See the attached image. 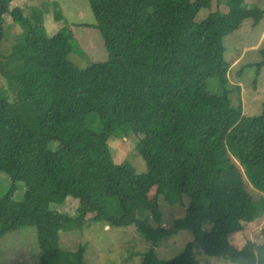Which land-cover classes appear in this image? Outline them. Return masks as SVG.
Segmentation results:
<instances>
[{
	"label": "trees",
	"instance_id": "trees-1",
	"mask_svg": "<svg viewBox=\"0 0 264 264\" xmlns=\"http://www.w3.org/2000/svg\"><path fill=\"white\" fill-rule=\"evenodd\" d=\"M13 1L0 0V48L10 37L6 17L21 29L10 51L0 52V176L8 179L0 182V240L33 228L42 260L48 233L55 240L83 233L93 214L91 221L111 229L134 227L153 246L179 231L191 234L174 258L160 260L152 250L139 264H197L193 250L200 249L241 260L264 248V241L240 249L230 244L251 222L253 200L241 188H219L217 174L200 162L209 151L217 154L223 139L264 189V105L257 116L243 113L224 45L244 21L259 24L264 9L246 0H225L226 11H212V0H87L95 19L90 26L107 57L79 69L70 59L74 32L66 25L48 33L38 7L24 15L10 9ZM59 1L50 3L57 24L65 20ZM259 55L264 58V49ZM263 66L264 60L255 65L256 77ZM130 135L154 199L137 189L135 168L115 164L110 155L108 140ZM157 196L184 209L171 230L140 219V209L155 206ZM67 198L78 202L74 216L55 210ZM80 248L75 264H81Z\"/></svg>",
	"mask_w": 264,
	"mask_h": 264
},
{
	"label": "rangeland",
	"instance_id": "rangeland-1",
	"mask_svg": "<svg viewBox=\"0 0 264 264\" xmlns=\"http://www.w3.org/2000/svg\"><path fill=\"white\" fill-rule=\"evenodd\" d=\"M224 1L212 0L210 9L226 11ZM44 2H48L47 7L45 5L41 7ZM51 2L52 0H14L10 4V9L20 8L24 15H29L32 8L38 7L44 16V28L51 34L67 25V28L74 32L76 49L70 59L79 69H85L92 62L104 61L107 57L104 42L98 31L90 26L95 19L87 0L59 1L66 24L64 21L59 24L54 21ZM245 3L264 9V0H246ZM206 16L205 11L200 13V18ZM6 23L10 37L1 46V53L10 51L15 34L21 32L9 16L6 17ZM224 45L225 59L231 63L228 79L231 84L239 85L241 88L243 113L248 117L257 116L262 112L264 105V66L257 77L254 67L264 60L259 55L260 50L264 49V17L257 25H254L252 20L244 21L238 30L224 39ZM3 85L0 75V92ZM136 142L137 139L133 135L127 138L112 137L108 140L109 152L115 164L127 161L135 168L139 179L137 189L149 191L148 198L154 199L155 187L152 179L145 174L146 166L135 150ZM224 146L221 139L218 153L207 152L200 160L201 165L204 169L217 174L219 188L224 191H236L241 188L254 204L251 222L244 226L241 233L230 236V244L237 249L242 248L247 242L261 244L264 241V189L250 177L249 170L239 165ZM0 182L8 185L7 177L1 175ZM22 194L21 185L14 198L20 200ZM155 201H157L155 206L140 209V219L148 222L154 229L171 230L173 221L183 216V207L167 205L162 196H157ZM77 208V200L67 198L62 205L56 206L55 210L74 216ZM86 218L88 226L83 233H61L58 234V240H55L54 233H48L44 241L48 251L42 260L39 259L42 249L33 228H22L9 234L0 240V264H75L71 258L81 252L80 247L83 248L81 264H139L144 255L152 250L158 259L167 261L182 252L192 240L189 232L179 231L161 239L158 246H153L132 226L111 229L91 221L94 218L93 214L87 215ZM200 250L204 253L202 249ZM193 252L197 264H243L240 262L242 259L232 255L214 258L198 250Z\"/></svg>",
	"mask_w": 264,
	"mask_h": 264
},
{
	"label": "clouds",
	"instance_id": "clouds-1",
	"mask_svg": "<svg viewBox=\"0 0 264 264\" xmlns=\"http://www.w3.org/2000/svg\"><path fill=\"white\" fill-rule=\"evenodd\" d=\"M244 260V264H264V248H256L254 253L251 256L241 257Z\"/></svg>",
	"mask_w": 264,
	"mask_h": 264
}]
</instances>
